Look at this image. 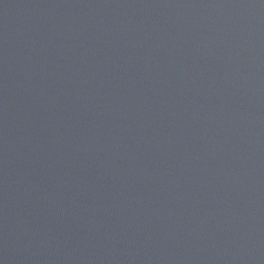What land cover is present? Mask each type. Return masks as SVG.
Returning <instances> with one entry per match:
<instances>
[{"label":"water","instance_id":"obj_1","mask_svg":"<svg viewBox=\"0 0 264 264\" xmlns=\"http://www.w3.org/2000/svg\"><path fill=\"white\" fill-rule=\"evenodd\" d=\"M0 264H264V0H0Z\"/></svg>","mask_w":264,"mask_h":264}]
</instances>
